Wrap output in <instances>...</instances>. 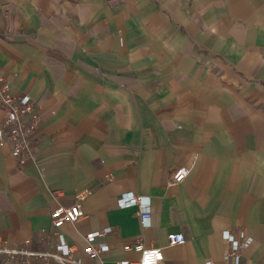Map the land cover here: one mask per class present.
Returning <instances> with one entry per match:
<instances>
[{
  "label": "crops",
  "instance_id": "0c3cea01",
  "mask_svg": "<svg viewBox=\"0 0 264 264\" xmlns=\"http://www.w3.org/2000/svg\"><path fill=\"white\" fill-rule=\"evenodd\" d=\"M0 76L37 115L32 157L0 145L5 246L54 252L51 210L84 194L59 231L85 264L106 228L107 263L140 241L163 264H232L228 231L250 238L239 264H264V0H0Z\"/></svg>",
  "mask_w": 264,
  "mask_h": 264
},
{
  "label": "built area",
  "instance_id": "2783aa9c",
  "mask_svg": "<svg viewBox=\"0 0 264 264\" xmlns=\"http://www.w3.org/2000/svg\"><path fill=\"white\" fill-rule=\"evenodd\" d=\"M35 104L29 96H15L11 93L9 84L0 76V109L3 112L2 124L0 127V145L10 144L11 154L20 162L32 157L33 147L31 134L35 128L37 115L34 112ZM190 173V168L181 166L175 169L169 180V185L178 184ZM84 197L80 194L76 202L62 206L58 205L50 212V232L58 237L59 242L54 252L33 251L22 247H7L0 242V264H85L81 259H75L71 255V249L63 240L60 229L66 223H73L83 216L79 201ZM119 207L136 206L138 208L139 221L143 227L148 225L151 213L149 210V200L143 196H137L131 192L123 194L117 199ZM109 232V228L101 231L90 232L84 237L85 246L82 252L86 259L97 264H163L162 247H146L142 242L136 241L123 246L125 252L138 254V259L130 261L121 259L113 263L101 260V255L108 251L105 243L95 241L98 237ZM224 239L229 244V251L224 259H233L232 264H239V251L246 247L250 238L243 232L238 236L223 232ZM185 238L180 232L167 234V245H182ZM205 264H214L210 261Z\"/></svg>",
  "mask_w": 264,
  "mask_h": 264
}]
</instances>
